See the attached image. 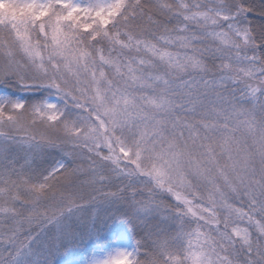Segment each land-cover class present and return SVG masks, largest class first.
<instances>
[{
	"label": "snow or ice",
	"instance_id": "snow-or-ice-1",
	"mask_svg": "<svg viewBox=\"0 0 264 264\" xmlns=\"http://www.w3.org/2000/svg\"><path fill=\"white\" fill-rule=\"evenodd\" d=\"M0 264H264V0H0Z\"/></svg>",
	"mask_w": 264,
	"mask_h": 264
},
{
	"label": "trees",
	"instance_id": "trees-1",
	"mask_svg": "<svg viewBox=\"0 0 264 264\" xmlns=\"http://www.w3.org/2000/svg\"><path fill=\"white\" fill-rule=\"evenodd\" d=\"M19 95H21V96H24V97H31V96H35V95H39V93H34V92H21V93H19ZM113 191L115 190V189H112ZM140 237H137V239H139Z\"/></svg>",
	"mask_w": 264,
	"mask_h": 264
},
{
	"label": "rangeland",
	"instance_id": "rangeland-1",
	"mask_svg": "<svg viewBox=\"0 0 264 264\" xmlns=\"http://www.w3.org/2000/svg\"><path fill=\"white\" fill-rule=\"evenodd\" d=\"M167 2H169V3H175V2H177V0H167ZM171 51H175V49H170ZM24 153L23 152H21L20 153V155H23ZM50 204H51V202H50ZM53 210H54V207H53ZM87 215V214H86ZM33 227H35V225H33ZM57 259H64V257H57Z\"/></svg>",
	"mask_w": 264,
	"mask_h": 264
}]
</instances>
